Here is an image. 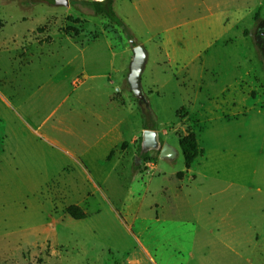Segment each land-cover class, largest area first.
I'll use <instances>...</instances> for the list:
<instances>
[{
  "label": "rangeland",
  "instance_id": "obj_1",
  "mask_svg": "<svg viewBox=\"0 0 264 264\" xmlns=\"http://www.w3.org/2000/svg\"><path fill=\"white\" fill-rule=\"evenodd\" d=\"M67 1L0 0V264H264V10L114 0L128 41ZM140 109L174 159L140 156Z\"/></svg>",
  "mask_w": 264,
  "mask_h": 264
},
{
  "label": "trees",
  "instance_id": "obj_2",
  "mask_svg": "<svg viewBox=\"0 0 264 264\" xmlns=\"http://www.w3.org/2000/svg\"><path fill=\"white\" fill-rule=\"evenodd\" d=\"M114 0H102V1H74V5L77 7H84L90 10L94 15L104 16L110 23L117 26L128 41L134 39L133 34L129 28L116 16L113 9ZM148 110H141L140 115L143 121L144 130H156L155 122L147 121ZM183 163L186 167L190 166L200 154V150L197 145L196 137L193 133L188 132L184 137L179 139L178 142ZM146 161L149 158L146 155L141 154ZM66 214L74 220L85 219L86 214L77 206H70L65 210Z\"/></svg>",
  "mask_w": 264,
  "mask_h": 264
},
{
  "label": "water",
  "instance_id": "obj_3",
  "mask_svg": "<svg viewBox=\"0 0 264 264\" xmlns=\"http://www.w3.org/2000/svg\"><path fill=\"white\" fill-rule=\"evenodd\" d=\"M55 6H68L67 0H55ZM132 60L129 66L127 83L132 95L136 98L139 107L147 106L146 98L141 88V75L143 73L147 54L143 46L137 45L132 49ZM149 151H158L160 159H174L176 152L167 144H161L158 133L154 130H143L140 144V154Z\"/></svg>",
  "mask_w": 264,
  "mask_h": 264
},
{
  "label": "crops",
  "instance_id": "obj_4",
  "mask_svg": "<svg viewBox=\"0 0 264 264\" xmlns=\"http://www.w3.org/2000/svg\"><path fill=\"white\" fill-rule=\"evenodd\" d=\"M87 1H102V0H87ZM175 2H178V0H175ZM238 9H240V11L245 12V13H241L239 12L236 15L239 14H245V15H239L240 17L238 18H233V17H225L222 19L223 21V25H231V24H235V23H241L246 15H249L250 17L256 15V14H260L262 17V10H264V0H239L236 5ZM230 9V8H229ZM228 14L230 13V11L227 12ZM226 13V14H227ZM232 14L234 12H231ZM212 14V13H211ZM225 16V15H223Z\"/></svg>",
  "mask_w": 264,
  "mask_h": 264
},
{
  "label": "flooded vegetation",
  "instance_id": "obj_5",
  "mask_svg": "<svg viewBox=\"0 0 264 264\" xmlns=\"http://www.w3.org/2000/svg\"><path fill=\"white\" fill-rule=\"evenodd\" d=\"M262 36H264V34L262 33Z\"/></svg>",
  "mask_w": 264,
  "mask_h": 264
}]
</instances>
